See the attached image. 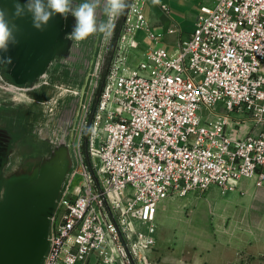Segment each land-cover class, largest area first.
Instances as JSON below:
<instances>
[{
	"label": "built area",
	"instance_id": "1",
	"mask_svg": "<svg viewBox=\"0 0 264 264\" xmlns=\"http://www.w3.org/2000/svg\"><path fill=\"white\" fill-rule=\"evenodd\" d=\"M144 4L129 0L108 70L107 46L88 68L43 264H151L163 200L242 179L264 186V127L241 133L264 124V0L202 4L173 50L157 45ZM130 48L141 49L135 67Z\"/></svg>",
	"mask_w": 264,
	"mask_h": 264
},
{
	"label": "water",
	"instance_id": "2",
	"mask_svg": "<svg viewBox=\"0 0 264 264\" xmlns=\"http://www.w3.org/2000/svg\"><path fill=\"white\" fill-rule=\"evenodd\" d=\"M27 2L0 0V7L11 12L14 3ZM15 23L17 42L0 51V58L12 61L0 63V94L37 91L52 72L80 66L71 13L53 15L42 30L33 27L30 14ZM77 100L65 101L44 124L29 123L15 103L0 102V264H43L51 217L72 167L69 137Z\"/></svg>",
	"mask_w": 264,
	"mask_h": 264
},
{
	"label": "crops",
	"instance_id": "3",
	"mask_svg": "<svg viewBox=\"0 0 264 264\" xmlns=\"http://www.w3.org/2000/svg\"><path fill=\"white\" fill-rule=\"evenodd\" d=\"M216 1L145 0L157 45L176 48L195 29L201 5ZM140 30L146 31L141 44L155 45L147 30ZM184 207L189 212H177ZM155 224L151 264H264V186L250 179L227 191L213 185L204 194L167 198L159 204Z\"/></svg>",
	"mask_w": 264,
	"mask_h": 264
},
{
	"label": "clouds",
	"instance_id": "4",
	"mask_svg": "<svg viewBox=\"0 0 264 264\" xmlns=\"http://www.w3.org/2000/svg\"><path fill=\"white\" fill-rule=\"evenodd\" d=\"M158 3L159 0H153ZM129 7L126 0H103V14L108 22L98 21L97 10L101 8V0H86L73 6L72 0H28L24 5L13 4V11L0 7V51L7 52L10 43L15 44L16 33L19 31L15 20L26 14L32 17L33 27L42 30L50 18L60 14L64 18L71 13L76 20L71 39L82 41L96 33L111 34V20ZM11 58H0V63L11 64ZM92 131V129H89Z\"/></svg>",
	"mask_w": 264,
	"mask_h": 264
},
{
	"label": "rangeland",
	"instance_id": "5",
	"mask_svg": "<svg viewBox=\"0 0 264 264\" xmlns=\"http://www.w3.org/2000/svg\"><path fill=\"white\" fill-rule=\"evenodd\" d=\"M126 2L129 4V0H126ZM129 8V7H128ZM128 8L124 11L123 14L115 17L114 23L111 25V34L110 35H105L102 33H96L92 36H89L87 38V42L92 43V52L91 55L88 57V64L90 66L91 63H93L96 54L101 50L104 49L107 46L106 52L103 56V74L108 70V68L111 66V64L115 61L118 48H119V32L122 28L123 22L125 20V15L128 11ZM103 4H101V8L97 10L98 12V21H103V22H108V17L103 14ZM112 22V20H111ZM146 31L140 30L136 33V37L138 41H142ZM131 54L128 55V60L129 61V66L130 67H135L139 61L142 58L141 52H137L135 49L130 48ZM84 74V83L82 86V95L81 99L79 98V94L77 95L74 91L80 90L81 86H77L75 83H68L65 79L62 80L63 82L58 84L59 88L57 90L54 89L53 91H49V95L46 97V101L42 104H38V102H33L31 100V96H29L28 99H24L21 101L20 105L21 108H26V105H29L30 107V114L31 117L28 119L29 123H42L44 124L49 118L55 114L60 106L67 100L71 99H76V96H78V111L76 112V119H75V124H74V133L76 135L77 130L79 128V122H80V115H81V108L79 107L81 103H83L86 99V90H87V73L85 74V71L83 70ZM89 77V76H88ZM86 79V80H85ZM72 90V92H71ZM74 92V93H73ZM27 97V96H26ZM0 100L5 101V103L12 104L17 101L16 95L10 94V93H2L0 94ZM80 101V102H79ZM18 106V107H19ZM264 127V124L258 125V128L255 123H253L251 120H247L244 122L243 125V130L242 134H245L248 132L250 129L251 130H259ZM73 140V137H70V141ZM222 190V189H221ZM223 191V190H222ZM227 191V190H225ZM204 194V193H202ZM175 206V205H174ZM189 212L188 208H183V209H178L177 212ZM155 241V238H154Z\"/></svg>",
	"mask_w": 264,
	"mask_h": 264
},
{
	"label": "flooded vegetation",
	"instance_id": "6",
	"mask_svg": "<svg viewBox=\"0 0 264 264\" xmlns=\"http://www.w3.org/2000/svg\"><path fill=\"white\" fill-rule=\"evenodd\" d=\"M83 2H86V0H72V4L73 6L75 5H78L80 3H83ZM101 4H103V0H101ZM79 43H81V59H80V66L78 67H74V68H71V70L69 71H66L65 70H56L54 72H52L48 77H47V80H44L42 82V84L40 85L39 89L37 91H27L26 93L28 95L31 96V100H33V102H38V104H42L45 102H47L46 100V97L49 95V91H53L54 89L59 88V85L60 83H62L63 81L62 80H66L68 83L72 82V83H77L79 82V78L80 76L82 75L83 73V70L85 71V74L87 73L88 71V68H89V64H88V57L91 55V52H92V43L91 42H87V39L85 40H82L81 42L79 41ZM84 74H83V79H81V81L79 82L81 86L80 87V90H79V98L81 99V95H82V86H83V83H84ZM86 80V79H85ZM26 94L27 96V99L29 98V96ZM30 99V98H29ZM2 104L5 103V101H1ZM80 102V101H79ZM15 103V106L17 107L16 109V113H18L20 116L24 117L25 119H30L31 117V114H30V107L29 105H26V108H21V106H24V105H20V103ZM12 103V104H14ZM9 104V103H8ZM78 101H77V104H76V110H75V115H74V119H73V125H72V128H71V132H70V137H75V133H74V124H75V117L77 115V111H78ZM19 106V107H18ZM63 107V104L60 106V108ZM59 108V109H60ZM70 137H69V140H70Z\"/></svg>",
	"mask_w": 264,
	"mask_h": 264
},
{
	"label": "bare ground",
	"instance_id": "7",
	"mask_svg": "<svg viewBox=\"0 0 264 264\" xmlns=\"http://www.w3.org/2000/svg\"><path fill=\"white\" fill-rule=\"evenodd\" d=\"M3 92H4V91H3ZM5 93H10V94H14V95H16V99H17L16 102H18V103H21L22 100L27 99L26 94L24 93L23 90H21V91H19V90H15V91H7V92H5Z\"/></svg>",
	"mask_w": 264,
	"mask_h": 264
}]
</instances>
